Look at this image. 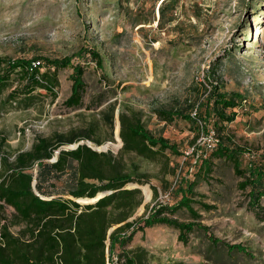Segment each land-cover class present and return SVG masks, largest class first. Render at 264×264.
<instances>
[{
  "label": "rangeland",
  "instance_id": "obj_1",
  "mask_svg": "<svg viewBox=\"0 0 264 264\" xmlns=\"http://www.w3.org/2000/svg\"><path fill=\"white\" fill-rule=\"evenodd\" d=\"M158 5L159 0H0V56L71 58L59 69L42 61V71L57 73L55 95L45 88L26 94V76L11 73L0 89L3 154L13 161L38 137L72 131L90 134L60 149L90 141L107 147L135 177H142L143 183L133 182L140 186L137 197L142 203L129 220L157 204L176 203L196 180L198 201L211 209L193 204L203 226L190 233L188 242L167 225L139 231L125 248L117 246L112 252L108 239L109 258L118 257L117 264L125 263L124 251L136 256L138 264H264V214L249 206L248 190L239 188L242 178L233 162L210 157L212 172L207 175L200 163L186 158L200 125L180 117L168 122L157 113L163 108L190 114L198 103L207 123L222 126L223 137L230 135L242 150V167L264 164V0H177L163 17ZM94 50L100 53L102 66L92 57ZM76 65L84 68L85 92L80 105L68 107L65 100ZM211 83H218L229 96L247 99L226 110L236 111L234 121L217 124L211 109L210 117L205 116ZM111 104L114 125L106 120ZM120 112H135L155 135L176 142L181 154L168 149L148 157L124 151ZM6 168L0 160V174H6ZM32 171L37 175L38 166ZM70 173L46 181L48 195L75 199ZM130 184L125 188H132ZM261 202L264 206V196ZM175 216L193 220L185 208ZM17 221L15 209L0 200V226L8 225L17 234L23 227ZM211 237L221 242L212 243ZM234 244L243 245L249 254L230 251L227 245Z\"/></svg>",
  "mask_w": 264,
  "mask_h": 264
},
{
  "label": "trees",
  "instance_id": "obj_2",
  "mask_svg": "<svg viewBox=\"0 0 264 264\" xmlns=\"http://www.w3.org/2000/svg\"><path fill=\"white\" fill-rule=\"evenodd\" d=\"M176 1L159 0L161 17L170 5H176ZM161 17L159 24L162 25ZM91 55L97 65L102 66L100 53L94 50ZM70 60L68 57L50 60L41 57L14 59L0 56V89L6 85L11 73L21 71L27 80L24 91L26 94L36 88H45L55 95L57 73L42 71V61L59 69L69 65ZM3 66L5 68L1 69ZM83 75L84 68L76 65L72 75L71 94L65 100L66 106L81 104L86 86ZM10 96L16 97L14 92H11ZM245 101L247 102V99L242 100L238 94L229 96L221 92L218 83H211L205 116L210 117L211 109L217 124L232 122L237 113H227L226 110L238 107L239 103L246 104ZM194 108H197L199 117L204 119L198 103L192 107L190 114H184L178 109L163 108L158 109L157 113L160 119L168 122L180 117L194 120L199 125L197 119L192 116ZM109 109L106 120L114 125L115 104H111ZM119 117L124 151L148 157L154 156L157 151L168 149L174 154H181L176 142L163 135H155L135 112H120ZM207 125L215 128L220 143L211 150L202 147L201 155L197 156L195 152L186 158H191L195 165L200 163V169L207 175L212 172L211 158L232 161L235 173L242 178L239 188L248 190L249 206L264 214L261 202L264 196V164L250 162L248 166L242 167L239 159L242 150L233 144L232 137H223L222 126L215 123ZM199 133L200 129L191 145L196 143ZM90 136L72 131L57 133L51 138L38 137L31 149L17 153L13 161H10L7 155L4 156L2 145L0 146V160L7 167L6 174H0V200L15 209L17 222L23 224L17 234L11 231L8 225L0 226V264H106L108 239L112 252L117 246L125 248L139 231L144 232L156 225H167L178 229L179 239L186 243L190 233L203 226L199 222L200 214L193 204L199 203L205 209H211V205L198 201L197 196L200 195L195 191L196 180L188 184L176 203L157 204L148 213L129 220L141 205L142 199L137 197L139 188L125 186L131 183L132 187L137 185L133 182L143 183V180L142 177H135L121 158L111 151L99 152L84 143L75 149H61L57 160L50 162L62 145L75 143ZM36 165L39 168L37 175L32 171ZM67 170L71 171L74 186L70 194L75 199L47 198L51 195L46 192L45 182L64 174ZM35 179L39 194L32 186ZM144 190L151 193L148 186H144ZM107 191L113 192L97 200L99 193ZM82 202L88 204L83 205ZM183 208L191 213L192 221H182L175 216V213ZM116 224L118 226L109 233L111 227ZM211 242L221 241L211 237ZM227 246L230 251L237 250L249 254L248 249L241 244ZM123 254L125 263L122 264H138L136 256H131L125 251Z\"/></svg>",
  "mask_w": 264,
  "mask_h": 264
},
{
  "label": "built area",
  "instance_id": "obj_3",
  "mask_svg": "<svg viewBox=\"0 0 264 264\" xmlns=\"http://www.w3.org/2000/svg\"><path fill=\"white\" fill-rule=\"evenodd\" d=\"M246 102V101H245ZM192 116L197 119L198 124L200 125V133L196 140V143L194 145H191V148L186 153V157L189 155H193L195 152L197 156L201 155L202 147H205L207 149H213L215 146H217L220 143V137L218 136L215 128H210L207 125V122L199 117V114L197 112V108L194 109L192 112ZM109 250L107 249V259L106 264H117L119 258L114 259V256L111 259L109 258ZM113 262V263H112Z\"/></svg>",
  "mask_w": 264,
  "mask_h": 264
},
{
  "label": "water",
  "instance_id": "obj_4",
  "mask_svg": "<svg viewBox=\"0 0 264 264\" xmlns=\"http://www.w3.org/2000/svg\"><path fill=\"white\" fill-rule=\"evenodd\" d=\"M159 5H160V3H159ZM159 5H158V7H159ZM79 144L80 143H78V144H76L72 149H75V148H77L78 146H79ZM88 146H90L91 148H93L94 150H97V151H99V152H101V151H107V147L105 148V147H102V146H93L92 144H91V142L89 141V142H87L86 143ZM60 150L61 149H59V150H57L56 151V154L58 155V153L60 152ZM54 161L55 160H57V157L56 158H54L53 159ZM36 179L33 181V183H32V186H33V188H34V190H35V192L37 193V194H39L38 193V191H37V189H36ZM132 188H138V186H134V187H132ZM113 191H107V192H103V196L104 195H106V194H109V193H112ZM97 201V200H96ZM78 202H80V201H78ZM95 202V201H94ZM90 203H93V202H90ZM85 204H88V203H85ZM113 229H110L109 230V233H111V231H112Z\"/></svg>",
  "mask_w": 264,
  "mask_h": 264
},
{
  "label": "bare ground",
  "instance_id": "obj_5",
  "mask_svg": "<svg viewBox=\"0 0 264 264\" xmlns=\"http://www.w3.org/2000/svg\"><path fill=\"white\" fill-rule=\"evenodd\" d=\"M135 186H138V187H140L138 184L137 185H135ZM132 187H134V186H132ZM98 196V195H97ZM103 196V192L102 193H100V196L97 198V200L100 198V197H102ZM96 197V196H95ZM96 201V200H95ZM94 202V201H93ZM90 203V202H89Z\"/></svg>",
  "mask_w": 264,
  "mask_h": 264
},
{
  "label": "crops",
  "instance_id": "obj_6",
  "mask_svg": "<svg viewBox=\"0 0 264 264\" xmlns=\"http://www.w3.org/2000/svg\"><path fill=\"white\" fill-rule=\"evenodd\" d=\"M53 196H49V197H47V198H52ZM107 252V251H106ZM107 255V254H106Z\"/></svg>",
  "mask_w": 264,
  "mask_h": 264
}]
</instances>
